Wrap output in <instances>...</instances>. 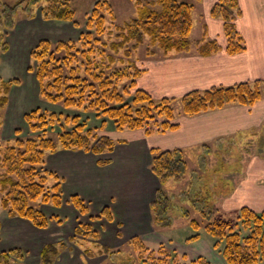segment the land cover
I'll return each instance as SVG.
<instances>
[{"label": "trees", "instance_id": "trees-1", "mask_svg": "<svg viewBox=\"0 0 264 264\" xmlns=\"http://www.w3.org/2000/svg\"><path fill=\"white\" fill-rule=\"evenodd\" d=\"M97 1L86 24L88 32L81 34L76 41L60 40L53 44L51 40H41L30 52V60L35 65H30L29 70L34 71L44 93L43 81L53 66L51 75L54 80L51 86L56 94L45 92L47 101L56 105H62L60 102L64 101V109L93 113L104 120L103 124L100 127L88 126L87 120L81 122L79 115L57 114L36 108L27 112L24 120L30 132L42 135L39 134L38 139L26 138L23 135H27V132L22 134L21 130H16V146L0 151L2 209L8 216L26 219L41 229H46L49 221L33 204L41 202L60 207L62 198L63 179L44 170L48 151L55 153L61 149H83L96 155L111 153L117 142L109 137L98 139L94 134L96 130L104 128L107 121L118 131L153 126V130L146 129L147 135H152L176 130L178 124L175 121L180 116H195L229 104L253 106L264 97V80H256L192 91L181 98H154L138 86V80L145 70L137 65L136 60H132L133 55L146 37H149L151 47H158L165 55L174 51L189 52L193 46L190 39L193 28L192 0H138L137 18L114 30L106 24L107 16L113 23L116 21L112 6L107 0ZM39 3L45 4L41 7L45 20L67 22L78 27L75 11L66 0H28L19 2L16 7L18 10L25 6L23 13L31 17V9ZM0 8L3 11L0 21L9 30L12 28L10 23H13L11 17L15 16L17 10L2 4ZM233 10L236 16L241 14L238 0H219L211 15L223 20L228 53L238 54L245 51L246 46L238 33L236 17L230 14ZM0 37V50L3 48L2 51H6L5 38L3 35ZM102 37L107 40H100ZM78 44L91 47L82 51ZM196 46L204 57L220 51L216 40L203 38ZM79 53H83L82 56L88 61L89 77L75 76L78 68L72 67V64ZM119 57L126 66L114 68ZM68 67L70 76L65 73ZM14 84L17 81H0V111L9 102L8 94ZM177 100L179 109L174 106ZM58 125L60 130L56 140L45 137V133ZM151 155L150 170L160 183L150 204L153 224L168 227L171 224L173 200L165 187L170 181L180 182L186 178L188 163L181 149L152 148ZM110 162L99 160L102 166ZM71 201L81 213L86 214L87 206L78 195L72 196ZM236 214L234 220L215 218L204 226L206 233L215 240L214 249L227 264H264V212L242 207ZM101 215L112 220L109 207L102 208ZM201 225L195 220L191 222V227L197 232ZM199 239L198 233L191 238L193 241ZM130 244L138 253L141 264H210L202 256L191 260L162 243L156 242L153 244L155 246L149 247L136 237ZM22 255L20 249L3 252L0 254V264H9L13 256ZM55 255L54 245L44 248L41 253L44 264H52V256Z\"/></svg>", "mask_w": 264, "mask_h": 264}, {"label": "crops", "instance_id": "crops-1", "mask_svg": "<svg viewBox=\"0 0 264 264\" xmlns=\"http://www.w3.org/2000/svg\"><path fill=\"white\" fill-rule=\"evenodd\" d=\"M238 2L242 17L236 25L245 41V51L229 54L223 22L206 15L203 36L209 41L216 40L220 51L204 57L194 46L186 54L143 61L145 76L138 80V86L161 99L181 98L189 92L216 86L264 80V0ZM209 4L207 10L210 11ZM14 96H11L5 113L8 119L12 115L10 123H19L26 113L23 109L13 111L18 104ZM17 100L20 101L21 97L17 96ZM175 122L178 124L176 130L152 136L144 130L114 131V136L110 137L117 142L113 152L96 155L83 151H59L48 157V168L63 178L67 195H78L93 203L91 216H97L95 212L109 207L114 222L122 225L123 232L144 235L147 226L153 227L150 204L159 189V181L150 170L152 148L181 149L188 158L186 151L189 150H195L200 157L206 149L226 150L241 147V143H253L260 149L255 159L264 166V97L253 106L229 104L195 116L183 115ZM126 131L132 133L129 140L123 137ZM237 142H240L238 146ZM104 159H110L111 165H100L99 160ZM249 167L245 172L248 174L246 179L236 183L232 193L225 195V211L237 212L248 207L255 212H264V169L255 173L251 167L254 175H249ZM63 208L72 211L68 205ZM56 210L49 213L50 217L61 214L63 209ZM56 234L57 230H40L26 219L8 216L2 209L0 196V253L20 249L36 259L46 244L55 242L51 235ZM204 245L207 248L205 254L195 252L191 256L195 258L203 254L210 264H227L211 244Z\"/></svg>", "mask_w": 264, "mask_h": 264}, {"label": "rangeland", "instance_id": "rangeland-1", "mask_svg": "<svg viewBox=\"0 0 264 264\" xmlns=\"http://www.w3.org/2000/svg\"><path fill=\"white\" fill-rule=\"evenodd\" d=\"M22 1L26 2L28 0H0V4L4 5L6 8L17 10L16 6ZM66 1L71 4L72 9L75 11L74 18L78 27H74L71 23L67 22L45 20L44 16L41 14V7L43 5L45 6L44 3H39L31 9V17H28L23 13L22 10L26 8L25 6L24 8H19L15 12V16L11 17L13 23H10L12 28L9 30L7 27H4L0 21V36H4V42L7 45L6 51H2L3 48L0 50V81H17V84L12 85L8 94L9 102L11 96H14L15 94V103L18 102L13 108V111L15 112L23 109V111L25 110V113H27L36 108H41L42 110L55 112L57 114L70 116L79 115L81 116V122L87 120L88 126L100 127L104 120L93 113H83L75 109H64V107H62L64 101L60 102L62 105H56L47 101L48 98L44 95L45 92L56 94V90H53V86H51L54 80H52L51 75V71L54 70L53 66L50 67V73L43 81L45 89L44 93H42L41 90L42 84L36 78L34 71L29 70L30 65H35L34 62L30 60V52L41 42V40H51L53 44L60 40L76 41L80 38L81 34L88 32L86 24L98 1ZM107 1L110 6H112L116 15V21L114 23L109 20V17L107 16L106 24L107 26H111L113 30L115 27L122 26L124 23L131 22L137 18L136 2L138 0ZM218 1L219 0H212L211 2L208 0L191 1L193 5V28L190 35V39L193 43L192 49L196 46L198 41H202L204 38V19H206V15L212 17V9L216 6ZM208 4L209 8H211L210 11L207 10ZM2 13L3 11L0 8V15ZM230 14L232 17H236V23L239 18L242 17V12L239 16H236L235 10L230 11ZM215 19L223 22L221 17ZM208 25L211 29V25ZM0 38L2 39V37ZM102 39L107 40L106 37H102L100 40ZM81 45L78 44V48L82 51L91 47ZM148 50H150V52H148ZM191 50L189 52H191ZM189 52L174 51L165 55L158 47H151L150 39L149 37H146L144 43L137 51L135 50L132 60H136L137 65L142 69L145 64L143 61L153 58H164V56H177ZM82 54L79 53L78 56H75L76 60L73 62L72 67L78 68V72L75 76L84 78L89 77L86 65L88 61L82 56ZM121 57L118 58L119 60H117L113 66L114 68L126 66V64L121 63ZM65 73L70 76L69 67ZM144 76L145 75L143 74L140 78H144ZM17 96L21 97L20 101L17 100ZM9 102L0 111L1 152L8 147L16 146V130H21L22 134H26L27 132V135H23L26 136V138L38 139L39 134L42 135V133L30 132L24 117L19 123H10L13 117L10 115L8 119V117L6 118L5 113L9 106ZM178 103V100L174 103V106L177 109H179L180 106ZM104 124V128L94 132L98 139L101 137L112 138L115 133L114 131H118L113 129L111 122L107 121ZM70 127H72V125H70ZM146 129L153 130L154 127L151 126ZM146 129L140 130L146 132ZM59 130V125L55 126L45 133V137L56 140ZM130 131L124 133V139L129 140V137L132 136ZM116 137H118V135ZM238 143L240 142H237V146ZM239 146L242 148L232 147L226 150L217 149L212 151L206 149L202 152L203 154H201L200 157L196 155L195 150L186 151L188 158L185 157V159L188 163V175L180 182L170 181L165 187V190L169 193V198L173 200L171 203V224L168 227H159L154 224L152 228L147 226L146 229H144V235L131 234L132 232L134 233V231L128 232L124 230L123 232L122 225L116 221L114 222L112 214L111 221L102 216L101 211L99 213H94L97 216H91L94 209L93 203L91 202L88 203L83 200L88 211L86 214L81 213L71 201V197L74 195H67L68 193L64 192L63 180L60 207H55L51 204H43L41 202L33 204L35 209L40 210L49 221V225L46 229H39L48 231L57 230L56 235H51L53 240L55 238V242L46 244L43 249L49 245H54L56 247V255L52 256V264H141V259L139 258L138 253L135 251L133 245L130 244V241L138 237L149 247L155 246L153 244L156 242L162 243L171 251L186 255L191 260L201 256L206 258L205 255H203L207 250L204 243H207L208 245L211 244L214 249L213 245L215 240L206 233L204 226L215 218L234 220L237 217L236 212H228L223 208L225 198L227 197L225 195L227 193H232V189L236 183H240L242 180L246 179L248 174L245 172L248 170L247 168L249 166L251 173L249 175H254V172L256 173L264 169V166L258 163L255 159L256 154L260 151V149L257 148V144L241 143ZM59 151H83L91 153V151L83 149H61ZM55 153H50L49 151L46 153L44 170L59 175L54 171H50L47 163L48 157ZM104 160L106 161L110 159ZM110 163L103 166H109L111 165ZM251 167L254 168V172L251 170ZM64 205H68V208H71L70 210L72 211L70 212L68 209H64ZM56 208L59 210L62 208V213L50 217L49 213L57 211ZM192 220L202 224V227L198 232L191 227ZM197 233L200 234V239L202 240L199 244L198 241L200 239L197 241L191 240L192 236ZM122 239L127 240L124 242ZM42 251L36 259L28 256L27 253L22 251L23 255L21 257L13 256L9 261V264H44L41 256ZM195 252L203 254L193 258L191 254H195ZM2 253L3 252L0 254Z\"/></svg>", "mask_w": 264, "mask_h": 264}]
</instances>
